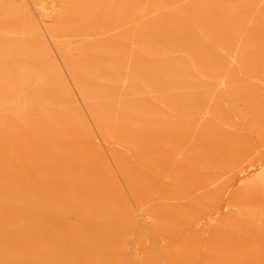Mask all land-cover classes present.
<instances>
[{
	"label": "rangeland",
	"instance_id": "obj_1",
	"mask_svg": "<svg viewBox=\"0 0 264 264\" xmlns=\"http://www.w3.org/2000/svg\"><path fill=\"white\" fill-rule=\"evenodd\" d=\"M0 264H264V0L1 6Z\"/></svg>",
	"mask_w": 264,
	"mask_h": 264
},
{
	"label": "bare ground",
	"instance_id": "obj_2",
	"mask_svg": "<svg viewBox=\"0 0 264 264\" xmlns=\"http://www.w3.org/2000/svg\"><path fill=\"white\" fill-rule=\"evenodd\" d=\"M6 3H8V0H0V7ZM11 4H12V7L15 9L16 2L11 1ZM19 9H20V11H19L20 14H16V13L14 14L15 15V23L11 28L10 36L16 37L18 39V41H23L25 39V37H27V35L29 34L30 31L36 30V27L31 25L29 14L26 12V10L23 8V6H21ZM61 16L62 15L60 14L59 17L61 18ZM82 30L83 29H77L75 32L69 33L68 32L69 30L67 28L59 27L57 29V33H59L60 37L67 38V37H70L71 35L80 36ZM44 33L49 38H52V39L54 38V36L52 35L51 31L48 30V28L44 29ZM84 35H85V33H84ZM91 36H92V34H88V33H86V35H85V37H91ZM22 48L25 49V46L23 45ZM207 190L208 189L206 187H201L198 190L197 196H201Z\"/></svg>",
	"mask_w": 264,
	"mask_h": 264
}]
</instances>
